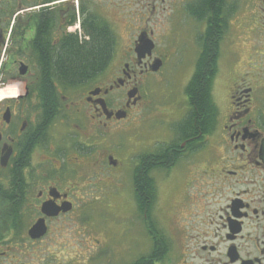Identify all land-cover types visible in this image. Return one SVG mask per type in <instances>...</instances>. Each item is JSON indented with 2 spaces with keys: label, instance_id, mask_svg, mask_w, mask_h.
I'll list each match as a JSON object with an SVG mask.
<instances>
[{
  "label": "flooded vegetation",
  "instance_id": "af4514ba",
  "mask_svg": "<svg viewBox=\"0 0 264 264\" xmlns=\"http://www.w3.org/2000/svg\"><path fill=\"white\" fill-rule=\"evenodd\" d=\"M206 2L0 0V264H55L56 235L71 220L80 233L89 203L118 219L115 234L81 244L110 251L105 264H264V0H218L214 13ZM212 17L226 101L204 139L210 155L197 130L174 133L155 160L151 133L137 130L149 79L163 58L182 71ZM105 26L107 63L72 65ZM72 72L90 77H57Z\"/></svg>",
  "mask_w": 264,
  "mask_h": 264
},
{
  "label": "rangeland",
  "instance_id": "374dc122",
  "mask_svg": "<svg viewBox=\"0 0 264 264\" xmlns=\"http://www.w3.org/2000/svg\"><path fill=\"white\" fill-rule=\"evenodd\" d=\"M199 53L200 47L197 46L192 51L184 69L180 72L174 71L176 59L173 57L163 58L164 67L161 73L151 75L149 82L153 83L154 92L150 94L151 102L146 115L140 118L137 127L138 133H143L147 138V133H151V138L148 139V142L144 145L145 147L159 148L171 142L174 133L182 135L184 131L183 124L190 111L186 87L195 71ZM224 60L225 49H222L218 64H223ZM223 87V85L220 86L218 93L214 91V100L220 110L226 101V95L225 99H221V95L224 92ZM183 119L184 121L180 122ZM200 155H203V158L210 155L206 142L203 144ZM181 178L180 174L171 178L169 186L163 190L164 197H169L175 192L177 186L180 185ZM128 189L129 187L126 186V190ZM126 194L130 195V191H127ZM79 213L76 218L82 220V231L80 233L75 231V223L81 222L71 220L70 228L63 234L56 235L58 242L65 244V246L63 249H56L55 264H105L103 258L110 254V251L102 250L101 245L97 247L94 241L90 246L84 247L81 244L88 241L91 237H96L94 233L97 234V241L115 234L118 231L117 217L101 214L98 204L90 203L83 210L80 209ZM122 213L128 217L130 216L129 210L126 208L122 209ZM91 246L94 249H91ZM116 264L121 263L117 262Z\"/></svg>",
  "mask_w": 264,
  "mask_h": 264
},
{
  "label": "trees",
  "instance_id": "16d2710c",
  "mask_svg": "<svg viewBox=\"0 0 264 264\" xmlns=\"http://www.w3.org/2000/svg\"><path fill=\"white\" fill-rule=\"evenodd\" d=\"M217 1L218 0H207L205 7L208 8L210 5L214 13L215 8L218 7ZM215 22L217 21L212 17L211 26L207 31L203 43V51L199 55V59L196 63V71L186 87L191 111L183 124L184 131L182 134L185 135H187L188 132H196L197 130L201 136L211 132L215 126L216 118L218 117L219 110L213 98V85L217 73L216 63L219 55V43L221 41L222 32L214 27ZM112 47L113 37L108 27L105 26L101 39L98 42L94 41L88 43L87 55L83 58L71 59L70 61L72 65H77L80 70H92V67L97 68L107 63L110 59ZM57 77L65 82H75L80 78L90 77V75L72 72L61 74V76ZM156 158L157 157L153 159L158 160V158Z\"/></svg>",
  "mask_w": 264,
  "mask_h": 264
},
{
  "label": "water",
  "instance_id": "95a60500",
  "mask_svg": "<svg viewBox=\"0 0 264 264\" xmlns=\"http://www.w3.org/2000/svg\"><path fill=\"white\" fill-rule=\"evenodd\" d=\"M141 49L143 50L144 55H145L146 52H150L153 49V43H152V41H150V40L149 41H142ZM160 64H161L160 62L156 63L154 69H158V67H159ZM31 234L34 237H36L37 235H41V234H39L37 232V228L36 227H34L31 230Z\"/></svg>",
  "mask_w": 264,
  "mask_h": 264
},
{
  "label": "bare ground",
  "instance_id": "6f19581e",
  "mask_svg": "<svg viewBox=\"0 0 264 264\" xmlns=\"http://www.w3.org/2000/svg\"><path fill=\"white\" fill-rule=\"evenodd\" d=\"M16 94H15V91H12V93H11V96H15Z\"/></svg>",
  "mask_w": 264,
  "mask_h": 264
}]
</instances>
